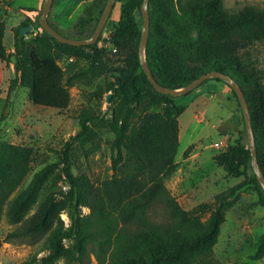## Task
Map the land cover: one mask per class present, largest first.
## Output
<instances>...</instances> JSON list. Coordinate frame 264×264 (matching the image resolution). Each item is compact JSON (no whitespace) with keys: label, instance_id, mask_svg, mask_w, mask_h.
I'll use <instances>...</instances> for the list:
<instances>
[{"label":"trees","instance_id":"trees-1","mask_svg":"<svg viewBox=\"0 0 264 264\" xmlns=\"http://www.w3.org/2000/svg\"><path fill=\"white\" fill-rule=\"evenodd\" d=\"M122 1L121 15L109 32L117 51L126 54L127 62L117 68L118 75L108 85L111 91L110 119L114 134L113 168L124 154L135 163L132 171L94 184L84 174H74L69 153L72 142L96 150L89 125L94 116L82 114L78 132L65 143L61 180L68 191L56 200L48 192L37 209L32 207L53 173L46 166L34 174L28 185L11 200L6 216L16 228L9 239H24L36 244L44 239L45 255L24 264H87L94 254L97 264H221L214 254L221 224L225 219L228 198L244 184H238L216 197L210 215L201 221L199 215L185 210L170 193L165 179L178 167V117L186 104L178 102L197 90L173 97L157 92L144 73L138 56L141 29L135 11L143 0ZM55 0L52 2L54 5ZM107 0H90L72 23L71 35L89 38ZM8 5V4H7ZM39 10L22 8L24 18L14 33L15 76L10 87L28 90L29 100L37 106L66 110L71 101L70 86L75 74L69 75L60 60L74 58L85 62L90 70L102 73L107 61L100 46L104 35L94 44L73 46L58 42L39 23ZM149 34L144 55L154 79L162 86L180 89L200 75L216 70L232 77L242 88L250 111L256 142L257 160L264 176V79L252 50L264 46V9L245 5L229 11L223 0H150ZM32 26L24 35L20 28ZM5 23H0V60L6 59ZM26 36H31L29 40ZM230 87V86H229ZM241 111L240 102L230 88ZM139 110V112H138ZM242 113V111H241ZM1 121V118H0ZM34 150L27 145L0 141V222L12 194L30 173ZM216 165L233 177L246 175L258 183L251 166V154L242 117V126L233 144L214 155ZM161 206L166 220L153 219L151 208ZM83 208L88 213H83ZM67 214L65 225L61 213ZM264 259V235L259 239L251 260Z\"/></svg>","mask_w":264,"mask_h":264},{"label":"rangeland","instance_id":"rangeland-1","mask_svg":"<svg viewBox=\"0 0 264 264\" xmlns=\"http://www.w3.org/2000/svg\"><path fill=\"white\" fill-rule=\"evenodd\" d=\"M32 1L34 0H0V23L6 25L4 35L6 59L0 60V141L27 145L35 152L30 173L4 208L0 222V264H24L34 256L40 258L45 255L44 239L36 244H30L19 238L9 239L8 234L16 228V225L9 223L6 211L17 193L28 185L36 172L46 166H52L53 173L29 215L37 209L39 202L50 191L55 193L57 201L64 199L60 192L65 194L68 187L59 178L64 165L62 154L65 143L78 132L82 114L94 116L89 125L98 148L92 150L90 148L92 142L85 144L84 147L72 142L69 153L72 172L84 174L94 184H100L110 179L113 173L124 175L135 167V163L124 154L122 161L114 170L115 152L112 147L114 134L107 124L110 119V108L115 105V100H110L112 93L108 91V85L118 75L117 68L126 64L128 58L126 54L118 51L109 52L101 40L100 46L105 51L108 67L100 74L90 70L82 60L74 58L60 60V64L66 68L69 75L77 76L69 88L71 101L66 110L34 105L29 100L26 88L10 87V81L15 76L12 28L18 26L21 13V9L15 10V8L21 5L30 6ZM89 2L90 0H84L83 6ZM122 3L115 0L100 38L102 35H109L116 21L119 20ZM223 3L231 12H236L245 5L264 9V0H223ZM6 4L12 9H7ZM135 16L142 31L143 18L140 11L136 10ZM61 21L66 24L63 18ZM62 33L68 35L65 31ZM29 38L31 36H26L27 40ZM251 52L255 66L264 79V46L258 45ZM143 58L146 61V57ZM216 92L220 91L203 84L191 94L179 97L178 102L186 104V109L178 118L180 142L176 160L179 162V167L165 179V185L185 210L197 213L201 221H205L212 208L201 209L204 204L212 207L217 196L230 192L235 185L244 184L228 198L225 219L214 246V254L221 264H264V259L251 260L260 237L264 235V187L259 181L258 183L249 181L248 170L246 175L233 177L222 167L217 166L213 160L214 155L235 142L238 131L228 133L225 138H222V135L233 122L232 113L236 110L240 111L232 93L229 104L223 94ZM108 93H111V97L106 101ZM223 140L224 147L214 146L216 142ZM83 213L87 214L88 209L83 208ZM63 214L65 212L61 213V219ZM150 215L153 219H167L165 209L159 205L151 208ZM89 257L87 264H97L94 254L91 253ZM56 264L64 263L61 260Z\"/></svg>","mask_w":264,"mask_h":264},{"label":"water","instance_id":"water-1","mask_svg":"<svg viewBox=\"0 0 264 264\" xmlns=\"http://www.w3.org/2000/svg\"><path fill=\"white\" fill-rule=\"evenodd\" d=\"M149 1L150 0H143V2L140 5V13H141V16L143 18V30L141 32V39H140V43L138 46L139 62H140V65H141L144 73L146 74L148 80L150 81L153 88L157 92L162 93V94H170L173 97H178V96L184 95V94L194 90L196 87H198L200 84H202L205 80L210 79V78L219 79V80H223L224 82H226L230 86V88L235 92V94H236V96L240 102L243 122H244L245 130H246V134H247V142H248L249 151L251 154V166L253 168V171L256 175L257 180L264 187V176H263V174L260 170V167L258 165L257 153H256V142H255V136H254L253 129H252L248 103H247L246 96H245L242 88L236 82V80H234L232 77H230L229 75H227L223 72L212 70V71H209L205 74L200 75L198 78H196L195 80H193L192 82L188 83L187 85H185L184 87H182L180 89H172V88L160 85L154 79V77L150 71V68L148 66V63L143 58L145 56L144 55V48H145L146 41L148 39L149 27H150ZM52 2H53V0H43L42 11H41V15L39 18L40 25L45 30V32H47L49 35L53 36L58 42L73 45V46H80V45L94 44L98 41V39L100 38V35L103 31V28L106 24V21L110 15V12L113 8L115 0H107L105 7L102 11V14H101V16H100V18L96 24V27H95L92 35L89 38H85V39H75V38L66 37V36L62 35L61 33H59L58 31H56L49 24V22L47 20V16H48L49 11L51 9ZM31 29H32V26L22 27V28H20V34L24 35L27 31H29ZM110 97H111V93H108L106 95V101H109Z\"/></svg>","mask_w":264,"mask_h":264},{"label":"crops","instance_id":"crops-1","mask_svg":"<svg viewBox=\"0 0 264 264\" xmlns=\"http://www.w3.org/2000/svg\"><path fill=\"white\" fill-rule=\"evenodd\" d=\"M5 1V0H3ZM11 1V0H10ZM43 0H34L31 2L30 6H20L19 8H15V10H20L22 8H32L35 10H39L42 7ZM84 0H56L54 2L53 7L50 9L47 19L58 27L62 32L72 33L71 25L74 20H76L78 14L80 13L83 7ZM7 9H12V7L8 4L5 6ZM24 15L20 13V22L23 20ZM62 18L66 22V24L62 23ZM19 22V23H20ZM118 21H116L117 23ZM204 85L208 87H212L215 90H219L220 94L225 96L226 101L230 104L231 102V90L229 85L226 82L217 81V80H208ZM202 93V92H200ZM199 93V94H200ZM216 92V94H219ZM233 114V122L230 124V128L226 130V133H223L222 138L228 136L230 132H237L240 129L242 124V113L240 111H234ZM179 118V117H178ZM179 122V120H178ZM179 124V140H180V123ZM180 142V141H179Z\"/></svg>","mask_w":264,"mask_h":264},{"label":"built area","instance_id":"built-area-1","mask_svg":"<svg viewBox=\"0 0 264 264\" xmlns=\"http://www.w3.org/2000/svg\"><path fill=\"white\" fill-rule=\"evenodd\" d=\"M103 46H104L105 48H107L109 52H112V53L117 52V48H116V46L113 44L110 35H105V37L103 38ZM214 146L217 147V148H222V147L225 146V142H224V140H223V141H220V142H216V143L214 144ZM62 218H63V220H64V222H65V225L68 226L69 220H68L67 214H66V213L63 214V215H62Z\"/></svg>","mask_w":264,"mask_h":264}]
</instances>
